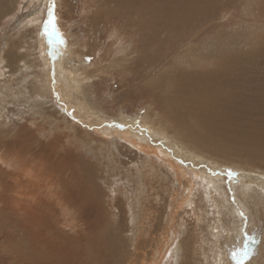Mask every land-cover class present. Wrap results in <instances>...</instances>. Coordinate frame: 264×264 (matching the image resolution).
Instances as JSON below:
<instances>
[{"label": "rangeland", "instance_id": "374dc122", "mask_svg": "<svg viewBox=\"0 0 264 264\" xmlns=\"http://www.w3.org/2000/svg\"><path fill=\"white\" fill-rule=\"evenodd\" d=\"M9 1L7 3L9 10L0 18V59L8 47L20 52L22 59L14 65V69L8 66L5 70L11 76L9 90L14 89L13 93L16 96L23 99L27 97L28 100L15 102V99L7 98L2 99L7 102L2 103L4 108L0 105V113H5V116L9 114L8 117H0V124L3 122L0 125V157L6 159L5 163L0 158V245H2L0 261H4L0 264H28V261L31 264H84L86 260L87 264L97 261L105 264L107 260L113 258L105 252L96 233L100 235L99 230L102 232L109 227L117 228L118 223L131 229L125 232L117 230L123 237L126 236L121 239L126 238L125 255L129 256L127 251L134 249L131 246L132 228L139 223L138 220L134 223L132 215L138 218L143 215L142 217L149 218L154 225L145 229V234L135 238V245L152 244L149 253L151 257V250L157 248L162 240L161 233L168 220L173 189H176L172 171L163 162L157 163L158 179L164 184L163 187L156 188L159 198L152 199L151 194H147L149 191L147 181H144L148 176L143 178L140 174V166L146 168L149 157L141 150L139 152L129 150L125 146L129 143L122 138L98 134L94 124H89L82 117L77 118V115L70 113L71 111L67 110L68 99H63L61 92L55 87L52 69L51 76L48 75L38 43L43 27L50 30L47 22L53 0ZM63 2L54 0L57 19L56 29L53 30L64 40L66 46L69 45L72 49V54L68 56L69 62L65 59L69 63L67 65L78 74L82 73L81 71L89 72L88 75L92 78L89 82L90 102L99 109L105 121L113 122L117 117L125 116V122L131 121L136 124L139 121L143 123L148 121L151 125L160 123L165 117L162 122L167 125L173 124L168 118V115L172 117L170 110H164V106L158 108L152 99L141 94V88L148 77L140 78L142 74L134 76V72L137 71L132 73L130 69L131 66H135L133 60L138 55L135 50L136 43H140L137 40V31H133L132 26L124 19L114 17L113 20V11L116 8L109 5L114 6L113 1L70 0L75 11L71 15ZM234 2L235 4L230 7L221 1L216 2L212 9V13L215 10L213 15L205 16L203 20L195 23L191 21L180 23L177 32L172 34V37L176 38L175 41L166 36L162 43H150V47L153 51L159 52V57L164 58L168 46H171L170 40L172 43L184 45L193 41L192 54L184 53L176 62L167 58L168 63L174 66L175 63L182 62L184 64L180 66H184L185 69L215 73L213 86H203L202 89L204 92L206 90L208 98L213 102L207 109L213 113L208 117L210 121H204L202 115L198 121L190 120L195 129L202 131V135L197 130L199 135L194 142L188 137L183 140L186 146L190 145L197 151L202 148L195 143L196 140L201 144L209 142L212 150H202L205 153L202 157L205 161L212 159L218 163L219 170L224 168L225 172L237 171L244 175L261 177L262 180H252L251 183L254 184L245 187L247 194L243 196L245 204L252 205L249 197L255 195L258 200L254 196L252 199L259 202L262 214H259L261 217L255 222L252 221L255 223L254 226L239 223L244 227L243 240L246 243L243 241L241 250L235 249L232 252L236 245L233 246L230 237L234 235L236 242L241 237L237 230L233 231L236 229L233 213L236 205H243V202L239 195V200L234 196L235 193L231 195L229 187L225 184L216 185L222 192L215 198L212 196L215 187H212V190L205 188V193L201 185L200 189L190 192L188 204L181 207V213L176 220L181 218L182 224L179 229L182 231L178 232L177 227H173L174 235L176 233L174 244L181 245L177 248L179 250L175 248V253L168 251L170 254L168 252L165 254L162 261L164 264H228L231 253L239 254L234 255L238 258L236 264H249V260L251 264H264V0ZM176 3L178 0H161V5L156 10L164 14L166 11L172 15L171 8ZM103 5H108L111 10H106ZM118 13L121 12L117 11L116 14ZM139 16V11L129 14L132 22H138ZM180 50L181 47L177 49ZM5 64L6 62L3 63ZM148 75L151 77L149 73ZM232 75L238 78L237 81L218 83L224 79L223 77ZM1 78L8 79V76L0 75ZM1 91L5 92V88L3 87ZM26 102L31 104L28 106ZM177 112L179 115H187L183 105L177 106ZM150 125L146 123L145 126L151 127ZM173 127H176V136L183 135L176 124L167 126V129L171 130L170 135L174 134ZM114 138L120 140V143L113 141L114 144H109ZM142 143L146 144L143 141ZM60 155H66V160L73 162H77V158H82V161L88 159L91 162L96 159L97 162L96 160L93 162L96 167L91 166L90 162L91 164H88L90 171L87 174H74L77 177L75 179L74 175L57 166L62 158ZM201 165L206 166L205 163ZM251 167L253 170H250ZM191 169L193 170V167ZM53 170L58 172L55 176L51 175ZM196 172L198 169L193 170V173ZM201 175H206V172H201ZM126 177H131L129 183ZM68 178L73 182L67 181ZM53 179L62 181L59 188H63L64 194L59 189L58 191L63 200H59L55 194L56 181ZM234 183L231 189L236 191L235 185L238 187L241 185L238 182ZM125 184L130 185L127 187H130L129 190L133 193L132 199H129ZM206 185L204 184V187ZM85 188H89V194L87 197L85 194L82 195L91 202L82 201L81 193L85 192ZM74 190L81 192L79 198L73 201L71 193ZM95 198L99 201L97 205L96 202H92ZM18 200L23 202L20 209L12 205ZM130 201L132 205H129ZM153 201L156 202L154 205ZM73 205H76L75 209ZM240 210L246 215L244 209ZM249 212L252 214L256 211L250 208ZM73 215L77 220L74 227H71L69 219H72ZM87 221L96 224L98 229L89 230L87 225H84ZM29 226L32 227L31 231L27 229ZM149 230H152V233ZM169 235L172 237L173 233ZM106 244L108 245V242ZM23 250L27 252L28 259L17 258ZM82 251H85L86 255L81 253Z\"/></svg>", "mask_w": 264, "mask_h": 264}, {"label": "bare ground", "instance_id": "6f19581e", "mask_svg": "<svg viewBox=\"0 0 264 264\" xmlns=\"http://www.w3.org/2000/svg\"><path fill=\"white\" fill-rule=\"evenodd\" d=\"M63 1H64L63 3H65V6L67 7L68 13L70 15H71V13H74L75 11H74L73 3H70V0H63ZM112 1L114 3V6L112 4H109V5L113 8H116V10L113 11V20H114V17L124 19L126 23H128L130 26H132L133 31H137V35H138L137 40L140 43H136L137 47H135V50L138 53V55L133 60V65L135 64V66H131L130 69H131V72L137 71V72H134V74H135L134 76L142 74V76L140 78H142L144 76L148 77L147 81L144 83L143 87L141 88V94L143 96H146L147 98L152 99V102L157 104L158 108H160L161 106L163 108V106H164V108H163L164 110L165 109L170 110L172 113V114L170 113L172 115V117L170 115H168L169 121L172 122L173 124H176L177 128H179V130L182 131L183 135H180V136L177 135L176 136V134H175V133H177L175 131L176 127L175 128L173 127L174 129L172 128L175 135L173 133H172L173 135L172 134L170 135L171 130L167 129V126H173V124L168 123V125H167V123L162 122V120H164L165 117H164V119L161 117L162 120H160L161 121L160 123H155V124H151V125L148 123V121H144L147 123V125H150L151 127L145 126L146 123H143V121H141V122L139 121L136 124H133L134 122H131V121H130V123H128V121L125 122V116H122L121 118L119 116L113 122L105 121L104 116L100 113L99 109L94 107L93 105H95V104H92V102H90L89 96H90V91H91L90 90L91 84H89V82L92 78L88 75L89 72L87 73L86 71L85 72L81 71L82 73L78 74V73H76L77 71L75 69H71L69 67V65H67V64H69L68 63L69 62L68 56L72 54L71 53L72 49H70L71 47L69 48V45L66 46V43L63 42L64 40L61 39V37L59 35H58L59 37L57 36V33H55L56 31L54 32L55 29L53 30L51 27H49L50 30L47 28V31H46V27H43V30L40 33V40H39L40 43H38V45H39V48L41 49L42 57L45 60L44 62L47 66V71H48L49 77L51 76V69H52L53 70L52 72H53L54 77H55V82H56L55 87L57 88V90H59L61 92V97L63 99H66V98L68 99V103H67L68 109L67 110H69V112L71 111L70 113L77 115V118H78V116L80 118L82 117L83 120H85L89 124L90 123L94 124L95 125L94 127H96L98 129V134H103V135H107V136L111 135V137L122 138L129 143V144H127V143L125 144V146H127V148L129 150H133L135 152H139L141 150V151H143L144 154H146L149 157L147 162L144 160V164L146 162L145 167L147 169L146 168L143 169L144 166L141 165L140 166L141 167L140 174L143 178L148 176L145 178L144 181L145 182L147 181L146 182L148 184L147 190H149L147 194H151L152 199L159 198V196L157 194L158 190L156 188H158V186L163 187V184H164V182H161L158 179L159 173H158L157 163L160 162L162 164V162H163L165 165H167L168 168L172 171L173 176H174V178H173L175 181L174 186L176 189H173L174 193L172 195V198H171V201L169 204L170 208H169L168 215H167L168 220H167L166 226L164 227V231L161 233L162 240L160 241V244L157 246V248L154 247V249L151 250L152 256L151 257L149 256L150 248L152 247V244L149 246L146 243H141L140 245L139 244L135 245V238L137 236H142L143 234H145V232H146L145 229H148L150 227V225H153V224L150 222L149 218L142 217L143 215L140 216L139 218L136 215H132V217L134 216L133 217L134 223L137 220L139 221V223H138L139 226L138 225L136 227L133 226V228H132L133 244L131 243V246L134 249H130V251H127V252H129V256L125 255L126 250L124 249V247L126 245V238H125V240L121 239V238H124L126 236L123 237V234H121L120 231H117V230H121V231L125 232V231L131 230L126 225H124V227H122V224L118 223L117 228L116 227H109V228L105 229V231H102V232H100V230H99L100 235H98L96 233V237L99 240L101 246L104 248L105 252L110 254L113 258V259L107 260L105 264H164L162 261L164 259L165 254L168 251L174 252L175 248L177 249L181 245V243L180 244L179 243L174 244L176 233L174 235V231H173V227H177L178 232L182 231L179 229V227L182 224L181 220H180L181 218L180 219L178 218V220H176L177 217H179V214L181 213V207L184 204H188L189 199H190V192H194V191L200 189L201 185H202L204 191H205V188L212 190V187H215V189L212 191V196L215 198L217 196V194L220 196L221 192H222L220 190V188L217 187L216 185L222 186L223 184H225L229 187L231 195L235 193L234 196H236V198L238 200L240 198V200L243 202V205H236V209H234L233 216L235 217L234 226L236 223V229L235 228H234V230L231 229L234 232H236V230H237V233L239 234V236H241L240 240H238V242H236L237 239H235L234 235H233V237H230V241H232L234 243L233 246L236 245V247L232 249V252L235 249H237L238 251L241 250V248H242L241 243L244 241L243 235L245 234L244 227L241 226V224H243V222H244L246 224L249 223L248 226H250V225L254 226L255 223H253V222H255V220L257 218L261 217V216H259V214H262L261 213L262 212L261 205H258L259 202L252 199L254 197H255V199H257V197L255 195L248 194V195H251L249 197V200H252V202L250 203L252 205H246L245 204V197L243 196L247 192L245 187L248 186L249 184H254V183H251L252 180L253 181L262 180V178L261 177H259V178L258 177H252L250 175H244V173H240L237 171L232 174V175H234V177L232 178L231 175H229L230 171L225 172L224 168H221V170H219L218 163L216 164L215 162L212 161V159L205 161V158L202 157V154L205 155V153H203L202 150H212L209 147L210 146L209 142L201 144L200 142H198L196 140L195 143L197 142L196 144H198L202 148V150L198 149V151L190 145H188V146L185 145L183 138L186 139L188 137L191 139L192 142H194V139L196 138V136H198L199 134L202 135V131H200L199 129H195L194 124H192V121H190V120L198 121V120H200L199 119L200 115H202V119H204V121H206V120L210 121V119L208 117L213 114V113L207 111L208 107L213 102L211 101V99L208 98V93L206 92V90L204 92V90L202 91V89H203V86H205V87L207 85H210L211 87L213 86L212 81H213V77H214L215 73L212 71H205V70L198 72V69H185L184 66H180L181 64H184L182 62L175 63L174 66H172L171 64L168 63V60H171V59H173L174 62H176L178 60V58L181 57L184 53L192 54L191 47H192L193 41H191L190 44L185 43L186 45L181 44V43H172V40L176 39V38L172 37V34L174 32H177L178 25H180V23L187 22V21H191V22L195 23L199 20L200 21L203 20L205 16H208L210 14L213 15L215 12V10H214L212 13V9L214 8L213 6L218 1H221L224 5H227L228 7H230V6H232V4L233 5L235 4L234 1H236L238 3L240 0H178V3L174 4L171 8V9H173V11L170 14H172V15L167 14L166 11L164 14L162 11L156 10V8L161 5V0H112ZM8 2H10V1L9 0H0V18H2L3 15L5 16V12L7 10H9L8 6H7ZM261 6H263V5H261ZM104 7L106 8V10H109V11L111 10L110 9L111 7H109L108 5L104 6ZM98 11H99V9H98ZM117 11H119L121 13L116 14ZM134 11H136V12L139 11L140 16H139L138 22L137 21L132 22V20H131L132 18L129 17V14L130 13L132 14ZM103 15H104V13H103ZM110 17H111V15H110ZM254 17H255V15H254ZM90 19H92V18H90ZM34 20H36V19L34 18ZM110 23H112V21H110ZM98 25H97V27H98ZM166 36L170 37V39H172V40H170V44H171L172 48H171V46H168V52H166V56L163 58V57H159L158 51L152 50V48L150 47V43H162L163 39ZM180 47H181V50L177 51V49ZM16 49L18 50V48H16ZM105 55L107 56V54H105ZM155 56H158V58H156ZM167 58H168V60H167ZM21 59L22 58L20 56V52L18 53V51L13 50L12 48H9V47L7 50L4 51V55L0 59V61H1V63H0V75L8 76V79H4V78L0 79V105L1 106H2L3 102L5 104L7 103L6 101H3L2 99L11 98V99H15L16 100L15 102L28 100L27 97H25V99L19 98V96H16V94L13 93L14 89H12V91H10L8 88L9 81H10L9 78L11 76L6 73L5 69L8 66L11 67V69H14V65L17 64ZM65 59L68 60V62H66ZM106 59H108V58H106ZM4 62H6L5 65H3ZM194 62H195V60L192 61V63H194ZM157 69H158V72H157ZM148 73L151 75V77L148 75ZM136 78H139V77H136ZM136 78H135V80H136ZM223 78L224 79L219 80L218 83L237 81V79H238L237 77H235L233 75L228 76V77L225 76ZM49 80H51V78ZM210 80H211V82H210ZM3 87L5 88V92L1 91ZM139 89H140V87H139ZM20 95H22V94H20ZM158 99H161V100L158 101ZM26 104H28V106H29L31 104V102H29V103L26 102ZM178 105H183L185 107V109L187 111L186 116L178 114V112H177V106ZM62 109H64V108H62ZM19 112H21V111L19 110ZM6 115L7 116H5V113L4 114L0 113L1 118L3 116H5V117L9 116V114H6ZM21 115H22V113H21ZM75 115H73V116H75ZM160 116H161V114H160ZM145 120H146V118H145ZM1 123L3 124V122H1ZM2 124H0V125H2ZM197 130H199V134L197 133ZM113 141L120 143L119 142L120 140L114 138V139H111V142L109 144H114ZM142 141L146 142V144H143ZM54 142L56 143L57 141L55 140ZM118 143H116V144H118ZM65 144H67V143H65ZM54 145H56V144H54ZM61 146H62V144H61ZM18 147H20V146H18ZM55 147L57 148V146H55ZM59 147H60V145H59ZM62 148H64V147L62 146ZM68 149H66V150H68ZM65 152L66 151H64V153ZM72 153L73 152L71 151V154ZM93 156H94V153H93ZM2 157H0V158L6 163V159H3ZM61 157H62L61 161L59 160L60 162L58 163L57 166L60 169L68 171V173L72 174V175H74L76 173H78V175L87 174L90 171L88 164H91V163L93 164V162L96 160L95 159L93 162L88 161V159H87V161H82L81 160L82 158L79 157L80 159H78L76 157L77 158L76 160H78L77 162H79L78 164H76L77 162L66 160V158H65L66 155H63ZM95 162H97V160ZM11 163H12V161H11ZM198 163H199V165H197ZM202 163H205L206 166L201 165ZM92 164H91V166L96 167L95 164H93V165ZM102 167H103V165H102ZM191 167H193L194 171L196 169H198V172L193 173V170L191 169ZM18 169L22 170L21 167L20 168L18 167ZM231 169L234 170L233 168H231ZM105 170H107V169H105ZM145 170H146V172H145ZM250 170H253L252 167ZM204 171L206 172V175H201V172L203 173ZM52 172H53L51 174L52 176H55L58 173L55 170H53ZM127 172H129V171H127ZM214 173H216V174H214ZM65 174H67V173L65 172ZM93 175H94V173H93ZM104 175H107V174H104ZM192 176L196 177L198 180H196V178L193 179ZM202 176H204V178ZM26 177H28V176H26ZM60 177L61 176H59V179H60ZM67 177H69V176H67ZM74 177H75V175H74ZM225 177L228 179L226 180ZM126 178H128L127 182L129 183L130 182L129 179H131V177L130 178L126 177ZM244 178H247V179H244ZM75 179H77V177H75ZM53 180L56 181L54 184L55 194L59 200H63L64 198L60 195V191L64 194V190L62 187H61V189L59 188L62 185V181L61 180L58 181L56 179H53ZM69 180H70V178H68L67 181H69ZM228 180H230V181L227 182ZM71 181H69V182H71ZM64 182H66V179ZM79 182H81V181L79 180ZM114 182H116V181H114ZM127 182H125V183H127ZM234 182H238L241 185L239 187L235 185L236 191L231 189V185ZM10 184H9V186H10ZM65 184H66V186L68 185L67 182ZM176 184H177V186H176ZM204 184H207V185L204 187ZM78 185H80V183ZM92 185H94V184H92ZM127 185L125 186V188H126L125 190H127V192L129 193V199H132L131 197L133 196V193L131 190H129L130 187L128 188ZM128 186H130V185H128ZM68 187H67V190H68ZM77 187L75 189H77ZM242 187H244V189ZM257 188H258V185H257ZM257 188H256V190H257ZM58 189L60 191H58ZM70 190H73V189H70ZM78 190H79V188H78ZM89 191L90 190L88 188L85 190V192L81 193V197H82L83 202L84 201L91 202V200L86 199L84 197V195H82V194H85L87 197V194H89ZM80 192L81 191L77 192L74 190L71 193L72 195L70 194L71 199L73 201L77 200L79 198ZM205 193H206V191H205ZM209 194L211 195L210 192H209ZM238 195H239V198H238ZM252 196H254V197H252ZM21 202H22L21 200H18L16 202H14V204H12V205H15L17 207V209H20L21 208L20 204L23 203V202L22 203ZM92 202H96V205H97V203L99 201H97V199L95 198L94 200H92ZM128 203H129V205H132V201H130ZM155 203L156 202L153 201V205ZM89 204H91V203H89ZM157 205H159V203ZM160 205H162V203H160ZM75 206H74V209H75ZM77 206H79V205H77ZM240 208L245 210L246 215L243 214V212H241ZM250 208H253V210H255L256 212H252V214H251L249 212ZM85 209H86V207H85ZM218 212L222 213L223 211L218 210ZM223 213H225L226 215H229L226 212H223ZM69 220H70L69 226L74 227L73 225L75 224V220H77V218L73 215L72 219H69ZM123 221H125V220H123ZM239 223H241V224H239ZM17 225H19V224H17ZM22 225H24V224H22ZM84 225L85 226L87 225V228L89 230H92V231L95 229H98V226L96 224H94L93 222L87 221L86 224L84 223ZM27 229H28V231H31L32 227L29 226V227H27ZM149 231L152 233V230H149ZM149 231H147V233ZM245 231H246V229H245ZM171 233H173L172 237H170V235H169ZM229 233H230V231H229ZM87 234H89V233H87ZM39 235H37V236H39ZM83 237H84V235H83ZM85 240L88 242H91L89 239H85ZM31 241H33V240H31ZM227 241H228V238H227ZM107 242H108V245L106 244ZM111 243H112V246H110ZM29 245L31 246L32 244H29ZM175 245H178V246H175ZM0 246H2V245H0ZM35 246H36V244H35ZM253 247L254 246L252 245V250H253ZM177 250H179V249H177ZM31 251H30V254H32ZM90 251H91V248H90ZM59 252H60V250H59ZM8 253H9V251H8ZM81 253L86 255L85 251H82ZM251 253H252V251H251ZM3 257H5V256H3ZM20 257L23 259H28L27 252L25 250L21 251L20 256L17 255V258H20ZM82 258H83V256H82ZM178 258H179V256H178ZM0 259H1V257H0ZM237 260H238V258L234 257V255L231 253L230 261L228 264H236ZM38 261H40V259ZM60 261H61V259H60ZM164 261H166V260H164ZM0 262L3 263L4 261L3 262L0 261ZM248 263L251 264V261L249 260ZM28 264H31V263L28 261ZM84 264H87V260L84 262ZM90 264H101V263L99 261H97V262H90Z\"/></svg>", "mask_w": 264, "mask_h": 264}, {"label": "snow or ice", "instance_id": "6c2138e0", "mask_svg": "<svg viewBox=\"0 0 264 264\" xmlns=\"http://www.w3.org/2000/svg\"><path fill=\"white\" fill-rule=\"evenodd\" d=\"M54 9H55V3H54V0H53V3H52V7L51 9L49 10V20L47 22V26L48 27H51L52 29H56V15H55V12H54ZM46 31H47V27H46ZM233 173H229V175H232ZM236 256H238L239 254H234Z\"/></svg>", "mask_w": 264, "mask_h": 264}]
</instances>
